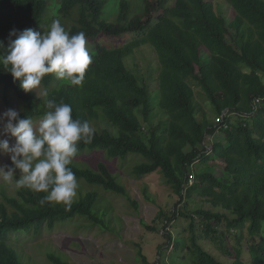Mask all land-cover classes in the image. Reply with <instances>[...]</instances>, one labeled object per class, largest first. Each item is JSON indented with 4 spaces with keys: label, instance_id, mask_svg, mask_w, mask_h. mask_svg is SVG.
<instances>
[{
    "label": "trees",
    "instance_id": "1",
    "mask_svg": "<svg viewBox=\"0 0 264 264\" xmlns=\"http://www.w3.org/2000/svg\"><path fill=\"white\" fill-rule=\"evenodd\" d=\"M61 1L63 18L79 9L75 25L68 29L62 23L70 34L83 31L89 42L133 38L119 48L98 43L82 87L57 80L55 74L42 83L44 100L68 103L73 118L99 126L90 144H79L74 158L87 152L104 153L109 162L136 158V178L160 174L179 200L172 210L158 213L154 226L143 223L167 238L154 264L167 263V245L174 248L177 264H264V0H221L216 6L215 0H176L173 6L169 0H148L143 14L131 19L130 6L123 2L117 23L103 21L106 0ZM222 4L229 8V21L217 10ZM47 9L45 0H0V41L7 46L13 29L42 26ZM146 47L155 59L147 70L156 83L155 116L152 91L127 69V60ZM195 85L210 113L198 101ZM11 98L21 118L37 122L47 110L0 65V100L10 105ZM227 112L224 124H217ZM97 166L70 165L80 196L70 207L41 204L46 193L26 187L15 197L3 194L0 264H25L11 243L14 237L18 242L25 236L38 238L45 230L79 220L110 230L111 210L102 194L124 198L138 209L110 165ZM178 219L188 222L189 237L169 231ZM233 238L237 245L231 247ZM138 258L148 264L141 249ZM47 262L69 264L54 254ZM171 263L176 264L173 256Z\"/></svg>",
    "mask_w": 264,
    "mask_h": 264
},
{
    "label": "rangeland",
    "instance_id": "2",
    "mask_svg": "<svg viewBox=\"0 0 264 264\" xmlns=\"http://www.w3.org/2000/svg\"><path fill=\"white\" fill-rule=\"evenodd\" d=\"M48 2V9L42 26L37 28L42 34L49 30L54 19H59L61 23L70 29L79 19V9L76 10L70 18H63L60 15L62 7L61 0H45ZM107 5L103 13V21L107 23H117L121 15V4L127 2L130 6V19L135 16H140L145 10V4L148 0H106ZM223 1V0H222ZM176 0H169L168 4L173 6ZM221 3V0H215V6ZM217 10L220 15L227 21L231 19L229 8L225 5H220ZM133 38L109 39L102 38L97 41H87L90 54L96 48L98 43H101L109 48H119ZM137 52V51H136ZM136 56L127 60V69L134 73L136 77L144 84L149 86L153 92L156 90V83L149 78L148 64L155 63L154 55L151 50L146 47ZM155 71V69H153ZM62 81L61 79H58ZM64 81V80H63ZM59 82V81H58ZM56 87V83L51 86V89ZM197 99L207 112H211L212 108L206 102L202 90L197 86H193ZM50 89V90H51ZM150 92V102L154 110L153 116L159 114L158 95L156 92ZM38 106H42L45 94L47 93L43 83L38 89L30 92ZM17 104L14 98H11V104H7L3 99L0 100V119H3L4 113L9 109L17 110ZM137 115L140 118L139 112ZM230 114L229 117H231ZM141 119V118H140ZM153 121V119H151ZM38 125L39 121L34 122ZM95 131L99 132L98 124H91ZM104 129L106 126L103 127ZM101 129V127H100ZM0 139H8L10 146L15 143V138L10 134L4 135L2 124H0ZM108 157L104 153L87 152L85 155L74 158L73 162L76 165L87 166L97 170L99 163H107L110 165L112 173L117 176L119 182L127 190L131 199L137 203L136 209L130 202L124 198L115 197L112 195H104L106 206L110 208L111 213L107 219L110 225V230H103L99 227L79 220L66 226L58 227L53 231L45 230L38 238L31 236L22 237L18 242L17 238H12L11 243L16 247L18 252L24 259L25 264H48V255H56L63 258L69 264H141L138 258L140 249L147 258L148 264H154L159 261L158 248L160 245L167 242L161 233L151 232L146 226H154V220L158 213L163 209L170 211L179 201L172 191L165 185L162 176L155 174L149 177L138 179L133 175V167L139 162L136 158H129L125 162L107 161ZM11 165V153H0V167ZM80 167V166H79ZM17 178H19V170H17ZM17 188L14 182L9 183L0 179V201L3 194L10 197H15ZM90 189V188H89ZM80 199L76 196L74 200ZM104 209V207H102ZM174 228L172 227L171 234L175 237L181 232L185 237H189L188 222L182 219L175 220ZM158 227V225H157ZM160 230V229H159ZM186 231L184 234L183 232ZM20 243V244H19ZM18 244V245H17ZM231 247L236 246L237 242L233 238L230 242ZM209 251L215 254H221L214 246L206 247ZM166 252V264L171 263V256L174 257V262L177 264L178 259L173 255L174 248L166 246L163 249ZM168 251V252H167Z\"/></svg>",
    "mask_w": 264,
    "mask_h": 264
},
{
    "label": "clouds",
    "instance_id": "3",
    "mask_svg": "<svg viewBox=\"0 0 264 264\" xmlns=\"http://www.w3.org/2000/svg\"><path fill=\"white\" fill-rule=\"evenodd\" d=\"M86 34H70L57 18L43 34L33 28L13 29L7 46L0 41V65L19 81L24 92L36 90L42 79L55 74L73 86H83L85 73L92 63ZM46 106L38 125L30 116L9 109L0 119L4 135L15 143L0 139V153H11V165L0 167V179L14 182L46 195L40 203H63L70 207L79 187L70 165L78 153L79 144H90L95 129L87 120L73 118L70 104L57 103L54 98L43 101ZM19 170V178H17Z\"/></svg>",
    "mask_w": 264,
    "mask_h": 264
},
{
    "label": "built area",
    "instance_id": "4",
    "mask_svg": "<svg viewBox=\"0 0 264 264\" xmlns=\"http://www.w3.org/2000/svg\"><path fill=\"white\" fill-rule=\"evenodd\" d=\"M260 101H261V100H258L257 103H260ZM227 116H228V112L222 114L219 118L216 119V123L219 124V125H220V124H224L225 119L227 118ZM189 181H190L191 184H193V179H192V177L190 178Z\"/></svg>",
    "mask_w": 264,
    "mask_h": 264
}]
</instances>
